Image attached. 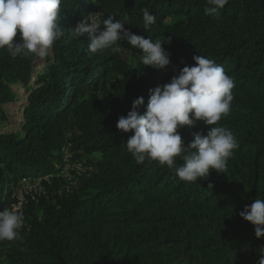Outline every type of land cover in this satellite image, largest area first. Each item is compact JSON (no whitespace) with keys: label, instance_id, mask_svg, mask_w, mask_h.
<instances>
[{"label":"trees","instance_id":"16d2710c","mask_svg":"<svg viewBox=\"0 0 264 264\" xmlns=\"http://www.w3.org/2000/svg\"><path fill=\"white\" fill-rule=\"evenodd\" d=\"M207 0H61L59 37L45 66L39 57L13 58L0 49V212L12 210L24 176L51 175L45 193L29 199L19 238L0 241V264H259L264 237L240 213L264 200V0H228L218 17ZM155 17L145 29L142 9ZM93 10L133 34L157 40L169 54L163 69L144 66L142 52L121 38L113 53H90L87 36L73 35ZM17 42L20 37H17ZM213 60L233 80L230 112L212 127L232 132L236 147L226 172L194 182L159 161L138 164L117 128L121 116L149 90L170 83L194 56ZM33 81V82H32ZM23 122L17 131L6 104L18 93ZM210 126L179 129L185 146ZM93 171L79 186L62 176V148ZM75 174V172H74Z\"/></svg>","mask_w":264,"mask_h":264},{"label":"clouds","instance_id":"9594fccd","mask_svg":"<svg viewBox=\"0 0 264 264\" xmlns=\"http://www.w3.org/2000/svg\"><path fill=\"white\" fill-rule=\"evenodd\" d=\"M211 7L206 15L217 16L228 0H207ZM61 0H0V49L7 48L9 54L27 57L47 56L56 40L63 35L58 26ZM143 21L148 30L155 17L145 8ZM113 16L97 22L96 14H88L73 29L75 36H87L90 53L111 49L121 38L142 52L144 66L163 69L169 65V54L158 40L133 34ZM21 42H17V37ZM194 66L183 67L170 83L149 90L147 111L141 115L139 108L143 97L133 101L132 110L121 116L117 128L123 133H134L127 138V149L138 164L146 159L159 161L161 165L174 168L176 157L183 163L176 167L179 179L194 182L209 176L211 170L226 172L228 159L237 146L231 131L216 125L230 112L233 100V80L213 60L201 55L193 57ZM198 121L210 126L207 134L194 133V140L185 146L179 129L194 127ZM241 217L255 226V235L264 237V200L255 199L240 213ZM23 217L15 209L0 212V241L19 238ZM259 264H264L261 252Z\"/></svg>","mask_w":264,"mask_h":264},{"label":"built area","instance_id":"2783aa9c","mask_svg":"<svg viewBox=\"0 0 264 264\" xmlns=\"http://www.w3.org/2000/svg\"><path fill=\"white\" fill-rule=\"evenodd\" d=\"M91 14H96L97 22L101 24V31L104 30L105 26L102 25V15L99 11L93 10ZM42 69V68H40ZM40 69L37 68V71ZM71 144L66 143L62 148V154L64 157L65 165L62 171V176L65 178V180L68 182L69 186L68 189H70L71 186L77 187L80 183H78L76 179V176L83 178L84 175L88 174L89 172L93 171V167H85L83 163L81 162H73L72 161V152L70 150ZM75 172V174H74ZM51 175L46 176H24L19 181L18 185L15 187L13 197L16 199L15 205H13V209L16 211H21L23 208V205L27 202L29 197L31 199H36L37 196H40L45 193V189L43 187L42 182L47 181L50 182ZM33 183H38L37 185H34ZM22 188H28L25 193H22ZM22 193V194H20Z\"/></svg>","mask_w":264,"mask_h":264},{"label":"rangeland","instance_id":"374dc122","mask_svg":"<svg viewBox=\"0 0 264 264\" xmlns=\"http://www.w3.org/2000/svg\"><path fill=\"white\" fill-rule=\"evenodd\" d=\"M51 53H52V50L49 54ZM48 55L43 58H39V60L36 63V68L40 69L45 66V62H46ZM15 90L18 93V101L16 103L5 105V109L10 116V120H9L10 123H6V126H3L4 130H7V131H17L19 129L20 124L23 122L22 104L26 101L27 95L24 94L23 90L20 91L17 88ZM33 184L37 185L38 183H33ZM27 189L28 188H22L21 189L23 191L22 193H25L24 191H26Z\"/></svg>","mask_w":264,"mask_h":264},{"label":"water","instance_id":"95a60500","mask_svg":"<svg viewBox=\"0 0 264 264\" xmlns=\"http://www.w3.org/2000/svg\"><path fill=\"white\" fill-rule=\"evenodd\" d=\"M35 69H37V68H35ZM19 104H21V103H19Z\"/></svg>","mask_w":264,"mask_h":264}]
</instances>
